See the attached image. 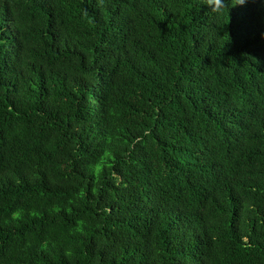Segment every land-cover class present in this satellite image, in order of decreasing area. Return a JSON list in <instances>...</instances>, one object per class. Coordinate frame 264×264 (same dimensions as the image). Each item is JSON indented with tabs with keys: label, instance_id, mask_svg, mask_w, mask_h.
Segmentation results:
<instances>
[{
	"label": "trees",
	"instance_id": "trees-1",
	"mask_svg": "<svg viewBox=\"0 0 264 264\" xmlns=\"http://www.w3.org/2000/svg\"><path fill=\"white\" fill-rule=\"evenodd\" d=\"M0 264H264V0H0Z\"/></svg>",
	"mask_w": 264,
	"mask_h": 264
},
{
	"label": "clouds",
	"instance_id": "clouds-1",
	"mask_svg": "<svg viewBox=\"0 0 264 264\" xmlns=\"http://www.w3.org/2000/svg\"><path fill=\"white\" fill-rule=\"evenodd\" d=\"M244 2V0H242V3Z\"/></svg>",
	"mask_w": 264,
	"mask_h": 264
}]
</instances>
